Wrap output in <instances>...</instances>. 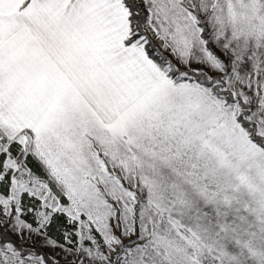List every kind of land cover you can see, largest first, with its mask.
<instances>
[{
  "label": "snow or ice",
  "instance_id": "1",
  "mask_svg": "<svg viewBox=\"0 0 264 264\" xmlns=\"http://www.w3.org/2000/svg\"><path fill=\"white\" fill-rule=\"evenodd\" d=\"M0 264H264V0H0Z\"/></svg>",
  "mask_w": 264,
  "mask_h": 264
}]
</instances>
